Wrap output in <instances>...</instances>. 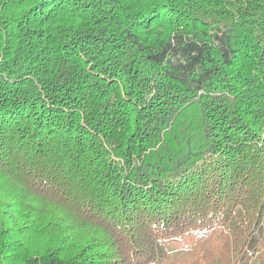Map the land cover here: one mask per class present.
Instances as JSON below:
<instances>
[{
	"label": "trees",
	"instance_id": "16d2710c",
	"mask_svg": "<svg viewBox=\"0 0 264 264\" xmlns=\"http://www.w3.org/2000/svg\"><path fill=\"white\" fill-rule=\"evenodd\" d=\"M0 264H264V0H0Z\"/></svg>",
	"mask_w": 264,
	"mask_h": 264
}]
</instances>
